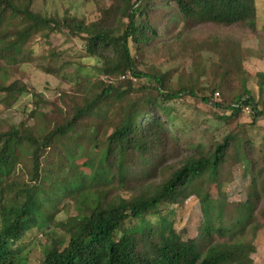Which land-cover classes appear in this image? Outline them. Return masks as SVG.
<instances>
[{"label":"trees","instance_id":"trees-1","mask_svg":"<svg viewBox=\"0 0 264 264\" xmlns=\"http://www.w3.org/2000/svg\"><path fill=\"white\" fill-rule=\"evenodd\" d=\"M254 2L109 0L89 20L48 16L33 9L34 0H0V60L5 64L33 52L39 36L40 43H48L60 33L83 42L86 55L102 61L103 75L102 89L90 97L85 87L83 102L70 106L68 118L54 115V125L42 131L30 126L29 118L40 114L45 101L38 94L17 126L0 130V264H32L20 241L40 219L48 228L42 233L41 264H254L253 239L246 237L264 225V151L254 147L243 125L208 147L190 143L192 151L162 166V156L169 148L175 153L187 136L169 117L166 102L200 100L219 111L213 113L217 120L236 118L244 108L253 112L252 124L264 118V106L251 96L244 77V61L256 50L228 37L194 42L192 36L207 24L247 28L263 42ZM172 28L176 31L170 35ZM156 45L174 59L177 52L189 58L188 77L177 69L180 64L165 71L149 65L145 53ZM201 49L213 56L201 58ZM143 65L154 72L139 70ZM208 71L220 79L200 83ZM256 74L263 94L264 72ZM175 75L174 84L170 77ZM231 75L240 76L241 91L212 102L217 86ZM0 91L23 94L28 87L14 82ZM104 106L113 107L111 115ZM56 110L42 112V119L51 123V114L63 111ZM51 147L57 150L54 168L42 160ZM81 158L89 173L77 178L73 169ZM235 164L252 175L241 208L208 192L228 178ZM63 194L73 202L74 214L57 220L53 210ZM192 196L199 200L202 220L197 235L189 238L174 228L171 216Z\"/></svg>","mask_w":264,"mask_h":264},{"label":"rangeland","instance_id":"rangeland-1","mask_svg":"<svg viewBox=\"0 0 264 264\" xmlns=\"http://www.w3.org/2000/svg\"><path fill=\"white\" fill-rule=\"evenodd\" d=\"M254 3L257 33L264 36V0H255ZM108 4L109 0H34L33 9L48 16L76 15L92 20L99 14V9ZM160 31L162 34L164 33L163 29ZM175 31L176 28H172L170 35ZM192 36L194 42H200L209 36L228 37L242 42L245 47L256 50V55H248L244 61V77L251 96L255 101H258L259 107L262 108L264 106V92L262 94L259 90L256 73L264 72V41H259L258 36L247 28L218 27L207 24L197 27ZM39 37L37 38L38 41L35 39L32 43L34 44L32 46L33 52L24 54L16 62H9V64L0 60V87L8 86L14 82H20L28 87V92L23 94L0 91V130L17 126L33 108V101L38 94H41L45 101L40 105V114L29 118V125L34 126L38 131H42L45 130L46 124L47 126L54 125L56 115L60 118L70 116V106L77 102H83L85 87L91 89L88 94L90 97L102 89L103 75L100 72L102 61L96 57H88L83 50V42L76 38H68L60 33L53 35L48 43L43 41L40 43ZM130 46L134 53L135 46L133 43H130ZM145 56L146 62L155 70L165 71L169 70L170 66L176 65L178 67L180 64L182 68L178 67L177 69L185 70L186 76L189 75L191 61L184 54L177 52L174 59L165 48L156 45L152 47L150 52L145 53ZM200 56L207 58L213 55L201 49ZM48 66L57 69L56 74L47 73L45 67ZM139 70L146 73L154 72L150 66L144 65L139 67ZM239 77L231 75L229 80L220 83L212 102L230 100L235 92L241 91L242 83ZM170 78H174L173 83L175 84L176 75ZM219 79L215 72L208 71L204 77H201L200 83L205 81L209 85ZM175 88H179L178 85H175ZM165 106L171 120L175 125L183 127L187 131V136L184 143L181 142L176 148L175 153L169 148L166 154L162 156L164 157L162 166L171 164L179 158H183L185 152L192 151L193 148L190 143H194V147L196 145L208 147L214 141H222L231 131L236 130L239 124L243 125L241 129L246 131L254 147L264 151V118H259L252 124L253 112L249 108H244L236 118L224 121L217 120L213 116L214 112H219L213 106L191 97L166 102ZM57 108H61L63 111L50 113L49 121L51 123L42 119V112L48 113ZM106 108L108 116L111 115L113 107L108 109L104 106V109ZM56 153L55 147L45 151L42 154L43 163L46 161L53 162L51 168H54L56 164L54 155ZM83 161L84 158L79 159L73 169V175L77 178L89 173V170L83 166ZM230 173L231 176H227L228 178L224 181L211 185L208 192L212 199L225 200L235 208H241L246 200L245 193L252 182V175L245 172L240 164H235L230 169ZM106 185L109 187L111 182ZM57 199L59 201L53 210L55 219L61 220L74 214L73 202L67 198V195H59ZM262 201L258 204L259 209L262 207ZM171 218L174 220V228L178 232H181L185 237H195L202 220L199 200L195 196L188 198L181 207L177 208ZM256 220L262 222L258 213ZM46 227L47 225L40 219L38 225L33 226L20 241V244L23 245L22 253L29 256L32 264H41L43 260L42 244L46 239L42 233L48 229ZM249 238L253 239L252 243L256 250L252 255L254 264H264V225L254 236L251 237L249 234L246 237V239Z\"/></svg>","mask_w":264,"mask_h":264}]
</instances>
